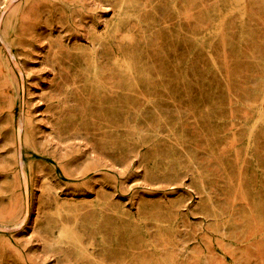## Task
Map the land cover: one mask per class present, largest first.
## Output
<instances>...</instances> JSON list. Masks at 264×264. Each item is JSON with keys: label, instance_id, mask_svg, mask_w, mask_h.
<instances>
[{"label": "rangeland", "instance_id": "1", "mask_svg": "<svg viewBox=\"0 0 264 264\" xmlns=\"http://www.w3.org/2000/svg\"><path fill=\"white\" fill-rule=\"evenodd\" d=\"M0 264H264V0H0Z\"/></svg>", "mask_w": 264, "mask_h": 264}]
</instances>
